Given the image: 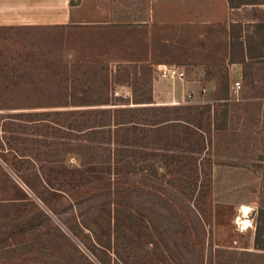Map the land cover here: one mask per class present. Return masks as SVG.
<instances>
[{
  "label": "rangeland",
  "instance_id": "1",
  "mask_svg": "<svg viewBox=\"0 0 264 264\" xmlns=\"http://www.w3.org/2000/svg\"><path fill=\"white\" fill-rule=\"evenodd\" d=\"M74 26L0 28V264H264L239 251L264 208V58L244 79L224 53ZM163 57L217 90L166 96Z\"/></svg>",
  "mask_w": 264,
  "mask_h": 264
},
{
  "label": "crops",
  "instance_id": "2",
  "mask_svg": "<svg viewBox=\"0 0 264 264\" xmlns=\"http://www.w3.org/2000/svg\"><path fill=\"white\" fill-rule=\"evenodd\" d=\"M119 2L120 0H0V26H68L69 30L76 28L74 25H80V29H92L97 27L82 25L108 23L111 26L103 28L118 34L126 30L129 46L131 31L137 33L142 28L144 33L147 30L150 33L152 47L155 46V41H159L160 45L169 41L172 44L168 47H179L177 42L183 41L188 44L184 55L189 57V62H214L224 53V61L231 69L239 71L242 63L232 60L234 26L244 27L241 39L245 41L246 26L264 22L261 21L264 15V2L261 0H241L238 7H234L232 0H147V9L142 15H137L134 5L120 6ZM135 33L133 42L137 39ZM167 61L165 57L157 60L158 68L171 65ZM235 75L238 80L241 73L236 72ZM230 76L234 78L233 73ZM179 79L183 82L181 86L176 91L165 93L166 96L179 97L183 92L185 96V92H188V95L194 94V99L197 100L199 97L201 99V90L205 91L204 97L217 90L218 83L214 77L185 80L184 76ZM246 209L250 210V207ZM247 233L249 242L240 244V253H253L249 251L252 250L263 255L264 249L255 245L256 229L250 227Z\"/></svg>",
  "mask_w": 264,
  "mask_h": 264
},
{
  "label": "trees",
  "instance_id": "3",
  "mask_svg": "<svg viewBox=\"0 0 264 264\" xmlns=\"http://www.w3.org/2000/svg\"><path fill=\"white\" fill-rule=\"evenodd\" d=\"M234 7H238L242 2L241 0H232ZM256 32L260 35L261 32L264 31V22L255 23ZM2 26H0L1 28ZM261 39L258 43L252 45V41L250 43L245 42L241 39L242 37V29L235 28L233 31V41H232V60L234 62H241L243 64L242 77L246 79L248 77V68H251L253 65L249 60L264 58V35H260ZM254 36H252L253 38ZM215 75H211L214 77ZM221 89L226 91V95H221L218 90V94L216 95V99H224L228 98L231 78L229 71L222 77ZM207 108H211L210 105ZM255 245L259 248L264 249V208L259 209L258 223L256 226L255 233Z\"/></svg>",
  "mask_w": 264,
  "mask_h": 264
},
{
  "label": "built area",
  "instance_id": "4",
  "mask_svg": "<svg viewBox=\"0 0 264 264\" xmlns=\"http://www.w3.org/2000/svg\"><path fill=\"white\" fill-rule=\"evenodd\" d=\"M159 70H161V75L166 78H183L185 76L184 71H179V68L176 65H165L161 67ZM242 86V82L240 80L235 81L231 88L233 90H238ZM191 96V94H189Z\"/></svg>",
  "mask_w": 264,
  "mask_h": 264
},
{
  "label": "bare ground",
  "instance_id": "5",
  "mask_svg": "<svg viewBox=\"0 0 264 264\" xmlns=\"http://www.w3.org/2000/svg\"><path fill=\"white\" fill-rule=\"evenodd\" d=\"M250 211H251V209H250L249 212H248L247 218H249V213H250ZM246 221H248V220H246ZM245 223H246V222H245Z\"/></svg>",
  "mask_w": 264,
  "mask_h": 264
}]
</instances>
